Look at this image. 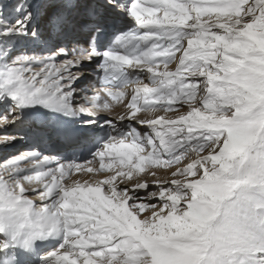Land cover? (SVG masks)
<instances>
[{
	"label": "snow or ice",
	"instance_id": "obj_1",
	"mask_svg": "<svg viewBox=\"0 0 264 264\" xmlns=\"http://www.w3.org/2000/svg\"><path fill=\"white\" fill-rule=\"evenodd\" d=\"M0 264H264V0H0Z\"/></svg>",
	"mask_w": 264,
	"mask_h": 264
},
{
	"label": "bare ground",
	"instance_id": "obj_2",
	"mask_svg": "<svg viewBox=\"0 0 264 264\" xmlns=\"http://www.w3.org/2000/svg\"><path fill=\"white\" fill-rule=\"evenodd\" d=\"M9 151H11V149H9Z\"/></svg>",
	"mask_w": 264,
	"mask_h": 264
}]
</instances>
